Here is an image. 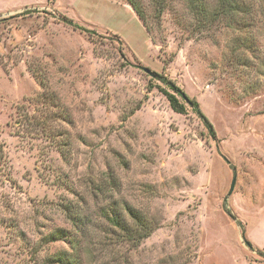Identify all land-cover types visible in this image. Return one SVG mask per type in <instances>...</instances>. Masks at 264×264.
Wrapping results in <instances>:
<instances>
[{"label": "rangeland", "instance_id": "obj_1", "mask_svg": "<svg viewBox=\"0 0 264 264\" xmlns=\"http://www.w3.org/2000/svg\"><path fill=\"white\" fill-rule=\"evenodd\" d=\"M67 260L264 264V0H0V264Z\"/></svg>", "mask_w": 264, "mask_h": 264}, {"label": "trees", "instance_id": "obj_2", "mask_svg": "<svg viewBox=\"0 0 264 264\" xmlns=\"http://www.w3.org/2000/svg\"><path fill=\"white\" fill-rule=\"evenodd\" d=\"M61 21L64 22L66 25L73 27L74 29H78L88 34L92 33L91 30L84 28L82 26H79L78 24H75L71 19L65 16H61ZM153 76L155 79L159 81L161 85L164 86V87H161L160 85H158L157 88L166 97L171 109L176 113L183 114L186 111V105L190 107L194 112H196V114L202 120L203 124L205 125L208 131L209 136L214 139L216 136H215V131L213 129V126L208 120V118L205 116V114L200 110L199 103L197 102V100H195L194 98H189L175 82H173L172 80H170L163 74H157L153 72ZM144 224L142 226L143 232H141L139 236L137 237V244L144 238L148 237V235L151 232L152 228H149L147 227L146 224L145 225ZM51 237H52L51 239L53 240L54 236H51ZM67 264H78V262L77 260L71 261V262L67 260Z\"/></svg>", "mask_w": 264, "mask_h": 264}, {"label": "water", "instance_id": "obj_3", "mask_svg": "<svg viewBox=\"0 0 264 264\" xmlns=\"http://www.w3.org/2000/svg\"><path fill=\"white\" fill-rule=\"evenodd\" d=\"M144 72L148 73L150 76H153V72H151L148 68H143ZM234 183H235V176H233L232 180H231V184H230V187H229V191L228 193L230 194L233 190V187H234Z\"/></svg>", "mask_w": 264, "mask_h": 264}]
</instances>
